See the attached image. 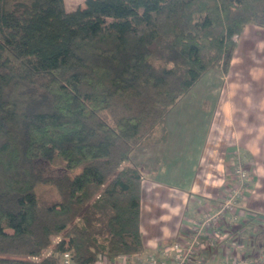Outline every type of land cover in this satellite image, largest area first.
<instances>
[{"label":"trees","instance_id":"obj_1","mask_svg":"<svg viewBox=\"0 0 264 264\" xmlns=\"http://www.w3.org/2000/svg\"><path fill=\"white\" fill-rule=\"evenodd\" d=\"M247 24L264 0H0V264L141 256L143 172L125 162L165 142Z\"/></svg>","mask_w":264,"mask_h":264},{"label":"rangeland","instance_id":"obj_2","mask_svg":"<svg viewBox=\"0 0 264 264\" xmlns=\"http://www.w3.org/2000/svg\"><path fill=\"white\" fill-rule=\"evenodd\" d=\"M63 1L66 10L84 6L85 3V0ZM235 42L228 70L223 71L220 67L208 69L184 93L186 99L173 104L168 110V135L165 142L144 146L125 162L140 166L143 172L146 194L141 222L144 223L145 235H149L151 225L154 227L157 223L149 205L150 173L169 181L176 188L188 189L193 186V194L198 197L202 191L205 198H213L212 189L216 188V200L219 198L215 203L216 208L230 200L234 191H237L231 202L233 213L224 209V219H219L208 228L211 236H214L213 230H217L220 222H227L230 234L243 227L248 215L242 221L238 211L240 202L250 191V186L255 199L264 190V27L247 24L235 37ZM239 172L245 173L242 184ZM190 207L191 203L188 210ZM208 207L210 210L214 208ZM208 207L201 209L192 221L200 222ZM167 223L162 225L166 231ZM256 235L262 237L264 229L257 227ZM59 236H51V241L54 243ZM218 237L217 233L215 238L205 239L206 248L216 247L220 240ZM222 241L226 245L235 242L228 240V237L222 238ZM167 242L163 240L162 243ZM238 243L237 239L234 245L238 253L229 256L223 264L264 262L263 258H258L264 257V248L256 257L240 255L244 247ZM49 250L42 253L46 254Z\"/></svg>","mask_w":264,"mask_h":264},{"label":"crops","instance_id":"obj_3","mask_svg":"<svg viewBox=\"0 0 264 264\" xmlns=\"http://www.w3.org/2000/svg\"><path fill=\"white\" fill-rule=\"evenodd\" d=\"M185 94L181 95L175 104H179L185 100ZM166 115H169L168 112ZM167 117L168 116L165 118V122ZM149 177V205L153 209L151 215L157 218V220H155L157 223L154 227L151 225V229H149V235H145L143 232L144 223L141 222L140 214V227L144 237L145 249L139 259L148 257L149 255L157 256V253L163 246L171 243L174 240L185 238L190 230V223L193 222L192 220L195 216L200 214L201 209L204 210V207H208V205L215 208L216 201H219V198L216 200V186H212L215 188L212 189V191H214L213 198H205L202 191L200 192V197L195 196L193 194V186L188 189H180L170 185L169 181H166L165 179L157 178L154 173H150ZM145 187L146 186H144L143 178L141 212L143 211L142 205L144 203V196L146 194L144 192ZM249 190L250 191H248V194L246 193L245 198L240 202L238 209L239 214L242 215V221L245 220V215H248L247 221L244 222L245 224H243V227L230 234V231L227 230L228 227H226L227 222H220L218 225L219 227L217 228V230H219L218 238L220 239L218 245L212 249H199V252L191 264H223L228 260L229 256L238 253L234 245L237 239L239 242L237 245L241 244V247H244V249L239 252L241 253L240 255L255 257L259 255L260 250L264 248V235L261 237V235L258 236L256 233L257 227L264 229V190L261 192V196H259V198L256 196L257 199L254 198L252 186H250ZM189 203L192 204L190 210H188ZM164 222H168V231H166L165 227L162 226L164 225ZM158 225L161 226L158 227ZM226 237H228V240H235V242L233 244L226 245L222 241V238ZM206 238L207 237L204 236L203 239L205 240ZM162 239L168 242L163 244ZM130 263L136 264L137 261H130ZM261 264H264V262Z\"/></svg>","mask_w":264,"mask_h":264},{"label":"built area","instance_id":"obj_4","mask_svg":"<svg viewBox=\"0 0 264 264\" xmlns=\"http://www.w3.org/2000/svg\"><path fill=\"white\" fill-rule=\"evenodd\" d=\"M240 171V170H238ZM241 177V184L243 182V179H245V173L239 172ZM235 194H233L230 198V200L226 201L220 208H213L207 210V212L202 216V219L200 222L193 221L190 230L183 239H177L172 241L171 243L163 246L159 252L158 257L157 256H148L145 258H140V256H137L133 261L137 263L136 264H191V262L194 261L195 256L199 252V249L206 248L205 240L203 239L204 236L209 238H215L218 231L213 230L214 236L209 235L208 228L212 227L219 219H224V209H229L232 212V209L234 206L231 203L234 200V197L237 194V191H234ZM235 217H232L231 219H234ZM216 229V227L214 228ZM217 231V232H216ZM206 238V239H207ZM216 241V239H215ZM160 253V254H159ZM259 259L264 257L258 256ZM169 260V261H166ZM258 261V260H256ZM132 262V261H131ZM58 264H76L75 261L72 258V254L70 251H64L59 258ZM94 264H131L128 257L124 255H118L114 258L110 259L106 256H101ZM240 264H246V262H241ZM247 264H254L251 262H248ZM255 264H258V262H255Z\"/></svg>","mask_w":264,"mask_h":264}]
</instances>
